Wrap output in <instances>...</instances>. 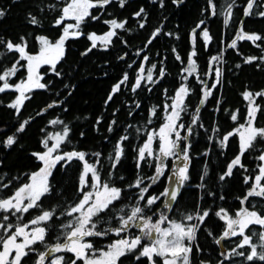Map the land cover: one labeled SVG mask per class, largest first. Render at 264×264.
Instances as JSON below:
<instances>
[{"label": "trees", "instance_id": "1", "mask_svg": "<svg viewBox=\"0 0 264 264\" xmlns=\"http://www.w3.org/2000/svg\"><path fill=\"white\" fill-rule=\"evenodd\" d=\"M230 2L231 0H213L215 15L212 14L213 10L209 5V0H182L181 3L163 0V7L160 6V0H128L123 8L119 6L118 0H113L112 5L105 9L92 10L93 15H100L101 19L98 21L89 19L86 24L82 25L85 35L66 42L65 56L57 65L62 75L56 76L47 65L40 68L43 76L41 82H47V90L37 89L29 93L31 99L25 101L19 115L7 106L18 93L11 90L0 93V198L10 196L17 187L27 182L28 174L38 170L41 166L32 153L45 151L41 141L47 138V134L62 131V125L49 123L56 118L62 119L71 129L68 142L61 146V151L75 149L89 154L100 152L102 154L100 158L101 177L105 180L108 179L107 174L111 170L108 155L113 153L114 146L120 137L128 135L129 139L123 143L124 156L113 173L112 180L117 186L127 189V185L133 183L139 174L145 177V185L152 184L147 195H159L168 185L173 158L168 159L165 174L152 183L147 178L155 174L157 161L150 159L143 162L138 172L136 149L146 140L148 131L158 129L164 122V105L171 103L169 97L175 94L181 84H184L189 87L190 95L185 101L187 112L182 113V121L188 125L197 107L200 108V120L193 135L189 137L191 149L188 174L190 178L180 189V195L168 215L171 219L179 221L183 215L194 214L197 206L201 211L211 209L209 217L197 233L194 245H198L201 251L196 252L194 247L192 264H200L201 260L205 261V264H218V261L222 259L220 253L230 250L240 237L226 239L216 244L215 240L222 234L225 224L215 216V212L224 208L229 214L234 215L242 207L240 200L246 195L253 182L245 184L244 179L258 174L257 166L262 162L257 157L261 151H264V141H258L256 147L242 157V163L247 171L245 168H236L232 177L226 178L225 181L219 180L227 164L239 152L238 136L230 137L228 147L224 149L220 148L219 140L224 134L244 123L248 101L243 99L242 93L246 89L253 92L264 89V62L259 59L253 63L244 62L246 57L264 56V41L254 43L248 40H237L236 48L229 47L232 40L236 39L242 20L246 32L264 35V17L258 15L245 17L244 8L247 0H235L233 16L226 27L224 12L226 5ZM261 2L264 3V0ZM53 4L56 5L54 9L49 7ZM63 4L64 0H0V10L5 12V15L0 18V39H11L13 42H18L20 36H26L29 50L33 53L37 52L40 45L35 40L36 36L45 35L54 41L61 34V28L55 27L54 21L60 15L59 9ZM141 7L147 14L146 21H143L145 24L143 28L139 27L142 18L134 16V13ZM254 11H264V8ZM29 13L36 15L42 24L40 26L29 24ZM113 18L118 21L127 20L125 29L117 30L118 36L113 37V43L108 46L107 50L103 45H99L87 55H82L91 43L87 39V34L95 32L100 35L107 32L109 26L103 21ZM201 21L204 23L201 24ZM197 25H200L199 28ZM157 28L161 30L160 34L151 44H148V40ZM193 29H196L197 33L195 45L192 40ZM204 29L208 30L211 37L207 46L202 37ZM193 48L197 52L194 59L197 62L198 75L209 86L215 82L214 74L210 78L205 73H210V69L216 67L221 68L222 71L221 84L213 90V95L203 105L200 104L203 85L198 82L196 76L183 78L187 75L183 73V69L187 66V59ZM0 51L5 52V55L0 57V69L10 67L14 59L18 58V54L7 53L2 46H0ZM137 52L140 54L137 55ZM221 53H223L222 63L211 61V57ZM177 54L181 60L176 59ZM145 55L148 56V61L143 60ZM122 56L124 59H120ZM141 64L145 68V75L147 70L155 64L153 79L159 82L155 84L142 82V87L133 93L130 90L131 85L134 83ZM129 65L132 66L129 67ZM161 67L166 73L162 79L158 76V70ZM124 73H128L129 82L122 85V91L106 105L105 101L112 87L123 77ZM26 75V71L21 69L9 83H18ZM65 85L69 87L66 88ZM149 88L151 91L148 90ZM69 91L71 95H68ZM54 101H63V103L58 107L47 108V105ZM137 103L139 107H136ZM257 103L264 108V98L258 97ZM153 107L157 110L156 116L151 115ZM237 110H239L238 120L233 122L230 113ZM41 112L43 114L38 115ZM97 119L101 120L99 125L96 123ZM149 119L152 120L151 124L148 123ZM24 120H29L25 131L16 133L17 127ZM113 120L117 123L112 125L113 131L109 132L108 127ZM200 123L204 125L203 128L199 127ZM256 123L258 127H264V112L257 113ZM129 125L132 127H128ZM137 128L141 129L140 133L136 131ZM213 128H219V133L213 132ZM13 134L17 136V143L11 148H5L3 141L8 135ZM184 134L182 131L181 135ZM153 145L154 149L158 150L159 142ZM205 152L208 154L204 155ZM86 159L94 162L96 158L88 156ZM81 169L82 165L78 161H73L68 167L57 165L51 179L54 191L43 199V209L55 207L59 214L77 202ZM205 169H207V176H204ZM120 176H123L124 180H120ZM202 176H204L203 181ZM202 183L204 187H199ZM4 184L9 186L4 188L2 187ZM137 192L136 189L126 190L123 199L117 202L116 210L125 205L130 209L135 203ZM221 196L224 197L223 200L220 199ZM164 199L161 197V200L153 206V211H167L164 208ZM251 204L257 205V210L264 211V198H249V203L245 206L250 207ZM39 212V209L30 210L29 213L23 214L21 222L27 223ZM147 214L152 213L147 212ZM3 215L5 213H0V217ZM69 219L71 218L62 217L49 224V233L46 237L48 245L56 243L58 236L61 242L63 241L60 225L67 223ZM10 222L16 224V217H11ZM192 223H197V221ZM116 226L118 225L115 221L103 225L105 228ZM253 230L258 233L264 229L253 226ZM133 232L138 233L135 229ZM209 232L212 235H209ZM118 238L114 234H109L88 239L94 243L96 248L106 249L108 244ZM253 239L257 242L255 237ZM34 247L38 252L46 251L43 244H37ZM244 251L247 253L250 249L245 248ZM58 254L63 253L56 255ZM63 255L71 256L70 253ZM26 259L27 264H34L37 255L33 253ZM155 259L157 264H162L161 258ZM234 259L235 264H249L243 257ZM142 260L144 264H147L146 258ZM124 264H130V261L124 260ZM131 264H139V262H131ZM253 264H264V262L255 261Z\"/></svg>", "mask_w": 264, "mask_h": 264}, {"label": "snow or ice", "instance_id": "2", "mask_svg": "<svg viewBox=\"0 0 264 264\" xmlns=\"http://www.w3.org/2000/svg\"><path fill=\"white\" fill-rule=\"evenodd\" d=\"M127 2L128 0H118L121 8ZM181 2L182 0H173V3ZM112 3L113 0H64L63 6L59 9L60 15L54 21V26L61 28V34L54 41L45 35L36 36L35 40L40 47L35 53L29 50L26 36H20L18 42H13L11 39H0V46L7 53L18 54V58L14 59L10 67L0 69V82H2L0 83V93H4L6 90L18 93L15 99L7 105L15 110L16 115L20 114L25 101L31 99L29 93L37 89L47 90V82H41L43 76L40 73V68L47 65L53 74L60 77L62 73L58 70L57 65L65 56L66 42L69 39L84 36L82 25L86 24L89 19L93 21L101 19L100 15H93L92 10L105 9ZM209 5L213 10L212 14L215 15L213 0H209ZM234 5L235 0H231L226 5L224 12L226 27L232 19ZM160 6H164L163 0H160ZM49 7L54 9L56 5L53 4ZM258 8H264V3L261 0H247L244 16L258 15L264 17V11H254ZM41 11H43V8H41ZM4 15L5 12L0 10V18ZM134 16L142 18L139 27L143 28L145 26L143 21L147 19L145 9L141 7L139 11L134 13ZM67 21H74V23ZM28 23L33 26H40L42 21L36 15L29 13ZM103 23L109 26V30L100 35L95 32L88 33L87 39L91 42L90 47L82 55H87L88 52H91L99 45H103L104 49L107 50L108 46L113 43V37L118 36L117 30H124L128 21H118L113 18L104 20ZM200 23L203 24L204 21ZM240 23L241 27L237 32L236 39L232 40L229 47L236 48L237 40H248L254 43L256 41H264V35L246 32L244 30V21L242 20ZM199 26L197 25V28ZM160 31L157 28L153 32L148 44L153 42L160 34ZM196 36V29H193V45H195ZM202 37L205 46H207L211 40L207 29L202 31ZM173 51L175 52V49ZM139 54L137 52V55ZM4 55L5 52L0 51V57ZM196 55L197 52L193 48V51L188 56L187 66L183 69V73L187 74L183 78L187 79L188 76H196L198 82L203 85L201 89L202 99L200 100V104L203 105L213 95V90L221 84L222 71L221 68L216 67L210 69V73H205L210 78L214 74L215 82L209 86L198 75L197 62L194 59ZM222 55L223 53L211 57V61L222 63ZM120 59H124V57L122 56ZM148 59L146 55L143 57L144 61H148ZM176 59L181 60V57L177 54ZM258 59L264 62V56L259 58L256 56L246 57L244 62L253 63ZM21 61H24V63H21ZM131 66L129 65V67ZM237 67H240V65H237ZM21 69H24L27 75L18 83H9L11 78L16 76ZM153 69H156L155 64L147 70L145 75V68L141 64L134 83L131 85V92H137L142 87V82L147 84L159 82L153 79ZM165 74V69L161 67L158 70L159 78L162 79ZM129 80L128 73H124L123 77L112 87L105 101L106 105L113 100L116 94L122 91V85H125ZM65 87L68 88L69 85H65ZM148 90L151 91L150 88ZM68 95H71V91H69ZM189 95V87L181 84L175 94L169 97L171 103L164 105V122L158 129L148 131L146 140L136 149V168L138 172L143 162L150 159L157 161L155 174L147 178L153 183L165 174L164 161L166 158H175L177 161H183L182 165L173 170L172 176L168 177L170 182L174 178L175 183L171 187H166L159 195H147L152 184L145 185V177L139 174L133 183L127 185V189L117 186L112 180L113 173L124 156L123 143L129 139L128 135L121 136L114 146L113 153L108 155V160L111 161V170L107 174L108 179L105 180L101 177L102 164L100 158L102 154L100 152L89 154L75 149L72 151H61V146L68 142L71 129L62 119H52L49 122L51 125H62L63 128L62 131L47 134V138L41 141L45 151L32 153V156L40 162L41 166L38 170L28 174L27 182L17 187L10 196L0 198V213H5V215L0 217V230H2V233H0V264H27L26 258L33 253L37 255L34 264H46V262L47 264H78V262H81V264H124V260H129L130 264L131 262L144 264L142 258L147 259V264H157L155 259L157 257L162 259V264H192L194 247L196 252L201 251L198 245H194L197 233L206 218L209 217L211 209L201 211L199 206H197L194 214L183 215L179 221L171 219L168 215L172 210V205L180 195V189L190 178L188 174L189 152L191 149L189 137L193 135L195 127L200 120V108H196L191 122L185 125L182 121V113L187 112L185 101ZM242 96L245 101H248L244 123L239 124L233 131L224 134L219 140L220 148L224 149L228 147L230 137H239V152L231 159L226 166V170L219 176L220 181H225L226 178L232 177L234 169L245 168L242 163V157L249 150L254 149L258 141H264V127H258L256 123L257 113L264 112V108L257 103L258 97L264 98V89L257 92L246 89ZM61 103L63 101H54L48 104L47 108L58 107ZM139 106L137 103L136 107ZM238 112L239 110L230 113V118L233 122L238 120ZM42 114L43 112L38 113V115ZM151 115H157L155 107L151 109ZM96 123L99 125L101 120L97 119ZM116 123L117 121L115 120L111 121L108 127L109 132L113 131L112 125ZM148 123L151 124L152 120L149 119ZM28 124L29 120L22 121L16 129V133H23ZM128 127H132V125ZM199 127L203 128L204 125L200 123ZM136 131L140 133L141 129L137 128ZM182 131L185 133L184 135H181ZM212 131L219 133L220 130L219 128H213ZM157 141L159 142L158 150L153 148V144ZM16 143V134L8 135L3 141V146L11 148ZM207 154V152L204 153V155ZM88 156L95 157V161L89 162L86 159ZM257 159L262 162L257 166L258 174L254 177H245L244 179L245 184H249L250 181L253 182L246 195L240 200L242 207L234 215L229 214L228 210L224 208H220L215 212V216L225 224L222 234L215 240V243L220 244L221 241L226 239L240 237L238 241L234 242V246L230 250L220 253L222 259L218 261V264H226V262L235 264V257H243L249 264H253L255 261L264 262V230L258 233L253 230V226H259L264 229V211L257 210V205L255 204H251L250 207L244 206L249 203V198H264V183H262L264 181V151L260 152ZM73 161H78L82 165L77 188L79 199L59 214H57L55 207L43 209V199L54 191L51 182L53 171L57 165L68 167L71 166ZM245 171H247L246 168ZM207 174V169H205L204 176H207ZM204 176L201 177L202 181ZM119 179L124 180V177L120 176ZM8 186V184L2 185L4 188ZM199 187H204V184L202 183ZM130 189L138 190L135 203L130 209L125 205L116 210L117 202L121 201L124 197V192ZM209 194L214 195L213 193ZM161 197L165 198L164 208L167 211H153V206L161 200ZM220 199L223 200L224 197L221 196ZM32 209H39V214L27 223H22L23 214L29 213ZM147 212L152 214L148 215ZM112 213L115 214L112 215ZM11 217H16V224L10 222ZM62 217L71 218L67 223H61L60 225L63 241L61 242L58 236L56 243L48 245L46 237L49 233V224ZM113 221L118 226L103 227L104 224H111ZM193 221H197V223H192ZM133 229L140 234H135ZM109 234H114L119 238L108 244L106 249L96 248L94 243L88 239L90 237H104ZM209 235H212V233L209 232ZM254 237L257 242H254ZM37 244H43L46 251L38 252L34 247ZM245 248L250 249V251L246 253L244 251ZM57 253H70L71 256L56 255ZM200 264H205V261L201 260Z\"/></svg>", "mask_w": 264, "mask_h": 264}, {"label": "rangeland", "instance_id": "3", "mask_svg": "<svg viewBox=\"0 0 264 264\" xmlns=\"http://www.w3.org/2000/svg\"><path fill=\"white\" fill-rule=\"evenodd\" d=\"M67 22H72V23H74V21H67ZM153 148H154V145H153ZM168 159H169V158H166L165 161H164V163H165V170L167 169V166H168V163H167V162H168ZM182 163H183V161H177V160H175V158H173V163H172L171 173H170L169 177L172 176V172H173V170H174L176 167L182 165ZM152 183H153V182H152ZM174 183H175L174 178H173V180H172L171 182H170L169 179H168V185H167V187H171ZM262 183H264V181H262ZM165 226H166V225H165ZM139 234H140V233L138 232L137 235H139ZM145 243H147V241H146ZM58 255H62V254H58Z\"/></svg>", "mask_w": 264, "mask_h": 264}, {"label": "water", "instance_id": "4", "mask_svg": "<svg viewBox=\"0 0 264 264\" xmlns=\"http://www.w3.org/2000/svg\"><path fill=\"white\" fill-rule=\"evenodd\" d=\"M245 206V205H244Z\"/></svg>", "mask_w": 264, "mask_h": 264}]
</instances>
